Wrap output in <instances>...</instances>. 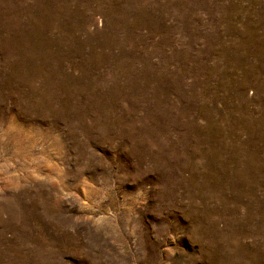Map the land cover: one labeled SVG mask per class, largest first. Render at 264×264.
<instances>
[{"label": "rangeland", "instance_id": "obj_1", "mask_svg": "<svg viewBox=\"0 0 264 264\" xmlns=\"http://www.w3.org/2000/svg\"><path fill=\"white\" fill-rule=\"evenodd\" d=\"M0 264H264V0H0Z\"/></svg>", "mask_w": 264, "mask_h": 264}]
</instances>
